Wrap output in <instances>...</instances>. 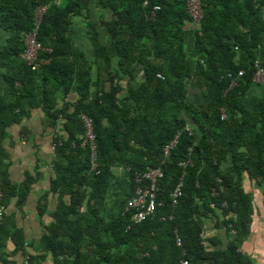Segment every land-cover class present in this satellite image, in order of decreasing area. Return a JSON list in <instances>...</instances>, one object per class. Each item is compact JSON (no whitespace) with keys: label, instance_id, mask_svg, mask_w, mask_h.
I'll use <instances>...</instances> for the list:
<instances>
[{"label":"trees","instance_id":"obj_1","mask_svg":"<svg viewBox=\"0 0 264 264\" xmlns=\"http://www.w3.org/2000/svg\"><path fill=\"white\" fill-rule=\"evenodd\" d=\"M190 1L0 0V264H254L244 182L264 190V99L246 97L261 86L264 0H202L199 23ZM33 34L35 70L24 59ZM34 120L53 157L30 239L19 215L41 172L18 183L11 151L37 142ZM154 169L156 215L134 224L128 204ZM117 171L127 191L110 210Z\"/></svg>","mask_w":264,"mask_h":264},{"label":"crops","instance_id":"obj_2","mask_svg":"<svg viewBox=\"0 0 264 264\" xmlns=\"http://www.w3.org/2000/svg\"><path fill=\"white\" fill-rule=\"evenodd\" d=\"M260 57L264 63V47L261 49ZM4 84L3 81H0V93L3 92ZM201 100V96L194 95ZM264 99V87L254 86L246 97V104L250 107H253L255 104ZM193 100V99H192ZM190 100V101H192ZM201 103V102H200ZM33 129L35 133H39L37 137V142L33 145L28 146L25 142L17 144L15 150L11 151L12 159V177L18 183H21L27 175L37 173L41 174L40 179L36 182V185L33 187V194L30 197V203L24 208V212L20 213L19 218L22 220L24 228L26 230L29 238H38L41 235V226L39 224L38 216L36 214V207L39 200L46 190L49 187V176L52 170V157H53V148L51 145V136L50 133L48 136H45L44 133V121L37 120L32 122ZM43 136H40L41 134ZM11 149V148H10ZM13 149V148H12ZM119 180L115 182L111 191V200H110V210L116 209L117 200L116 194L123 195L127 191V177L121 171H117ZM263 210H264V202ZM116 206V207H115ZM115 207V208H114ZM112 208V209H111ZM255 220L252 227V234L248 242H246L242 248L243 252L250 255L255 264H264V212L258 206L256 210ZM210 229L209 237L218 235V232ZM219 236L225 238L224 230L219 233ZM256 257V258H255Z\"/></svg>","mask_w":264,"mask_h":264},{"label":"built area","instance_id":"obj_3","mask_svg":"<svg viewBox=\"0 0 264 264\" xmlns=\"http://www.w3.org/2000/svg\"><path fill=\"white\" fill-rule=\"evenodd\" d=\"M202 0H191L189 3L190 7V13L192 17L194 18L195 23H199L200 20L202 19V5H201ZM45 10L42 9L39 11V18L41 17L42 14H44ZM26 54L24 55V59L28 62L30 66L35 70L37 68V65H35L39 52L43 50L42 46L37 43L36 41V35H30L27 40H26ZM256 75L254 77L253 83L255 85H261L264 86V69L260 66L259 61L256 63ZM240 77L243 76V72L239 74ZM235 85V82L233 83V86ZM85 127H86V134L84 136V141L85 144L89 143L91 146L92 150V170H95L97 168L96 165V154H95V141L96 137L94 134L93 130V122L87 117L82 118ZM180 135L176 137V139L173 141L172 145H169L165 148L164 152L166 157H169L171 151L176 147L178 143ZM186 165V164H185ZM149 173L145 176L150 183H151V189L147 190L146 192H143L142 190H139L137 192V195L130 200L127 211H129L132 214L131 220L134 224H141L143 222H146L148 219L153 218L156 215L157 211V195H156V185L158 179L163 177V172L160 169H154V170H149ZM140 181V178L138 179ZM181 186L180 185L176 191L173 194L174 199H178L181 196ZM176 202V200H175ZM2 213V209H0V216ZM178 246H182L181 240L178 238L177 241ZM28 259H26L27 263ZM182 264H188L187 262H183Z\"/></svg>","mask_w":264,"mask_h":264},{"label":"rangeland","instance_id":"obj_4","mask_svg":"<svg viewBox=\"0 0 264 264\" xmlns=\"http://www.w3.org/2000/svg\"><path fill=\"white\" fill-rule=\"evenodd\" d=\"M199 89V88H197ZM33 139H32V142L31 144H33ZM34 175V174H33ZM246 182H244V189L252 194L253 196V199H254V204H255V207H260L262 209V211L264 212L263 210V203L264 202V190L260 189L256 183L254 182H251L248 178H246L245 180ZM263 233H264V229H263ZM256 258V257H255ZM257 263L256 261H254V264Z\"/></svg>","mask_w":264,"mask_h":264},{"label":"clouds","instance_id":"obj_5","mask_svg":"<svg viewBox=\"0 0 264 264\" xmlns=\"http://www.w3.org/2000/svg\"><path fill=\"white\" fill-rule=\"evenodd\" d=\"M44 10H46V9H44Z\"/></svg>","mask_w":264,"mask_h":264}]
</instances>
